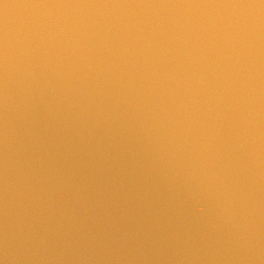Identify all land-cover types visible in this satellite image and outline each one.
I'll return each mask as SVG.
<instances>
[{
  "label": "water",
  "instance_id": "95a60500",
  "mask_svg": "<svg viewBox=\"0 0 264 264\" xmlns=\"http://www.w3.org/2000/svg\"><path fill=\"white\" fill-rule=\"evenodd\" d=\"M0 264H264V0H0Z\"/></svg>",
  "mask_w": 264,
  "mask_h": 264
}]
</instances>
